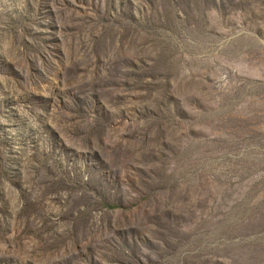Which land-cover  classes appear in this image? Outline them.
<instances>
[{"label":"rangeland","instance_id":"obj_1","mask_svg":"<svg viewBox=\"0 0 264 264\" xmlns=\"http://www.w3.org/2000/svg\"><path fill=\"white\" fill-rule=\"evenodd\" d=\"M0 264H264V0H0Z\"/></svg>","mask_w":264,"mask_h":264}]
</instances>
